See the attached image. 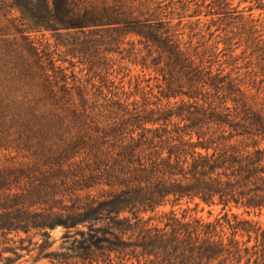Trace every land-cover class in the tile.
Returning <instances> with one entry per match:
<instances>
[{
  "label": "trees",
  "instance_id": "obj_1",
  "mask_svg": "<svg viewBox=\"0 0 264 264\" xmlns=\"http://www.w3.org/2000/svg\"><path fill=\"white\" fill-rule=\"evenodd\" d=\"M207 1L264 60L260 20L233 0ZM243 1L264 12V0ZM172 4L0 0V148L32 160L0 169V238L35 232V264H264V224L251 218L264 215V66L260 76L214 70L216 54L183 43ZM47 33L90 73L119 55L155 86L117 87L100 102L40 50L33 36ZM182 202L225 214L185 221L174 210ZM159 212L162 228L152 224Z\"/></svg>",
  "mask_w": 264,
  "mask_h": 264
},
{
  "label": "rangeland",
  "instance_id": "obj_2",
  "mask_svg": "<svg viewBox=\"0 0 264 264\" xmlns=\"http://www.w3.org/2000/svg\"><path fill=\"white\" fill-rule=\"evenodd\" d=\"M178 1H182V3H177ZM188 1L167 0V3H173L171 5L173 9L171 8L170 10H173L174 14L171 17L173 18V25L176 26L177 33L180 34L183 43L191 46V50L197 48V52L200 54L204 52L207 53V56L212 53L216 54L217 58L215 60L218 61L213 63L214 70L221 68L226 73L231 72L234 75L238 73L241 77H245L247 73L251 72L260 76L264 60L261 59L262 57L258 53L254 52V48L246 44L244 37L242 38L238 35L240 23L235 21L231 25H227V21H218L219 18L217 16H209L210 9L206 6L210 1H207L205 6L201 5L204 0H196L193 3H189ZM186 3V7L181 9V6ZM232 3L233 7H238L239 11H244L241 14L243 17L249 18L252 15L253 19L260 20L257 23L258 30L260 31L258 35H263L262 39L264 40V12L256 9L249 11L253 3L251 4L243 0H233ZM196 11L198 12L196 13ZM33 38L40 50L47 47L56 65L66 69L69 74L74 72L86 90L90 94L94 93L100 99V102H104V97L110 99L113 94L121 93V89L118 88L122 86L128 94L135 92L136 83H142L141 88H143V92L145 93H149L150 91V88H147L148 85L150 87L155 86V81L153 79L150 80V78L154 77V74L143 71L141 67L132 64L129 60H121V56L119 55H113L111 57L112 61H110L109 55L106 69L99 70L101 73L98 72V75H95L94 72H88L87 68L79 64L77 60L66 58L64 49L55 46V41L51 34L47 33L45 36L36 34ZM225 42L226 45L224 44ZM252 78L254 79V77ZM259 80L258 77L257 82ZM156 93L157 89L154 90V94ZM134 98L141 100L140 93L138 95L134 94L131 100ZM30 163H32V160L25 153L0 148V169ZM222 209V206H207L204 204H201L197 208L195 203L188 204L186 202H182L180 205L174 207L179 218H184L185 221L198 219L203 222H214L223 217L225 213L222 212ZM170 210L171 206L168 205L160 209V212H169ZM229 210L230 208H227L226 212H230ZM160 212L154 217L155 219L152 224L162 228L167 221L166 218H160ZM232 212L242 215L244 211L233 208ZM149 216L153 215L149 214ZM251 218L264 224V215L261 218L252 215ZM64 232L65 230L62 228H58L52 232V236L56 240L52 250L61 251V237ZM224 232L227 233V236L231 234L228 227L224 228ZM21 239L24 241L23 244L21 243ZM39 239L40 237L35 236V232L29 235L13 233L6 238H0V264H6L5 258L14 259L12 264H35L34 261L37 259L38 250H36L34 243ZM21 248H24V250ZM9 250H18L20 258L14 256ZM47 262V260H39L36 264ZM100 264H110V262H101Z\"/></svg>",
  "mask_w": 264,
  "mask_h": 264
}]
</instances>
